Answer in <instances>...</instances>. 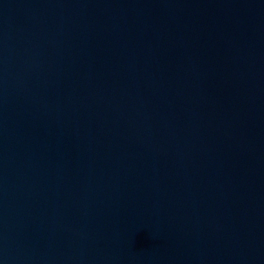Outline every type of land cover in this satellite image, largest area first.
<instances>
[{
    "label": "water",
    "instance_id": "obj_1",
    "mask_svg": "<svg viewBox=\"0 0 264 264\" xmlns=\"http://www.w3.org/2000/svg\"><path fill=\"white\" fill-rule=\"evenodd\" d=\"M0 264H264V0H0Z\"/></svg>",
    "mask_w": 264,
    "mask_h": 264
}]
</instances>
